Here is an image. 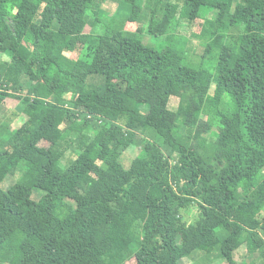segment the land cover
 <instances>
[{
	"label": "trees",
	"instance_id": "trees-1",
	"mask_svg": "<svg viewBox=\"0 0 264 264\" xmlns=\"http://www.w3.org/2000/svg\"><path fill=\"white\" fill-rule=\"evenodd\" d=\"M95 1L0 0V103L24 115L0 129V264L264 260V0H109L129 12L91 46Z\"/></svg>",
	"mask_w": 264,
	"mask_h": 264
},
{
	"label": "rangeland",
	"instance_id": "rangeland-1",
	"mask_svg": "<svg viewBox=\"0 0 264 264\" xmlns=\"http://www.w3.org/2000/svg\"><path fill=\"white\" fill-rule=\"evenodd\" d=\"M129 6L125 3H112L109 0H106L102 3H98L95 1L90 6V11L88 15V25L85 29L86 33L90 35L89 44L92 46L96 42V39L99 35L102 34L103 29L102 25L107 23L110 19V16H118L128 14ZM97 14V15H96ZM215 11L209 12V17H214ZM99 19L100 22L97 21ZM147 18L141 19L143 22H146ZM201 21L195 22L193 26V31L195 33L200 31ZM137 28V23H127L125 29L130 32H135ZM134 35H138L137 37L143 42V44L153 47L156 50H160L164 48L167 43L165 41V37H155L147 34L145 31L141 33H135ZM201 53V47L195 41L190 42L189 47V57L190 61L193 63L199 62V57ZM82 59L88 61L89 60V49H86L82 56ZM1 61V58H0ZM210 92L208 93V95ZM178 105V99L172 97L169 103V109L175 110ZM24 120V115L21 113L19 108V103L15 99H6L2 103H0V129L1 131L5 130H13L20 126V124ZM76 129V128H75ZM78 129V128H77ZM76 129V130H77ZM79 130V129H78ZM1 137V136H0ZM41 147L47 148L48 144L46 142L40 143ZM140 152L139 146L131 147L127 150L121 157V163L125 168L129 167L132 159L136 157ZM21 173L17 172L14 176H8L4 182L2 183V188L7 190L10 186H12L20 177ZM38 193L35 194L34 199H37ZM197 207L195 205L192 206L190 211L187 214H184L185 220L187 223L192 222L194 217L197 215ZM194 257L190 259L182 260V264H227L222 258L218 257V252L213 251L211 253L205 252H196L193 254ZM235 261L237 264H249V260L253 264H264V260L261 257L256 256L255 258H247L245 246L240 247V249L234 254Z\"/></svg>",
	"mask_w": 264,
	"mask_h": 264
}]
</instances>
